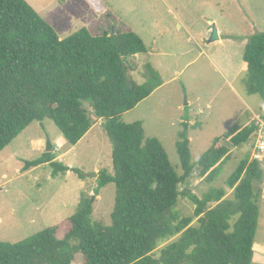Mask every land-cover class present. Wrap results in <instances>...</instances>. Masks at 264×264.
Masks as SVG:
<instances>
[{
    "label": "trees",
    "instance_id": "1",
    "mask_svg": "<svg viewBox=\"0 0 264 264\" xmlns=\"http://www.w3.org/2000/svg\"><path fill=\"white\" fill-rule=\"evenodd\" d=\"M88 1L96 12L105 11L101 0ZM146 53L131 30L98 36L84 28L61 40L26 0H0V154L34 122L52 120L76 146L102 120L113 145L114 175L101 170L95 193L111 183L117 187L112 225L96 222L93 204L83 199L61 224L18 243L0 241V264H73L78 256L82 264H253L263 171L252 155L226 181L231 197L224 187H211L202 197L180 187L196 168L213 183L231 155L224 141L233 148L251 143L255 123L232 128L193 163V128L183 121L180 175L162 143L146 137L142 122L121 121L161 86L151 64L143 85L130 78L128 60ZM243 69L247 94L264 100V32L249 37ZM56 161L44 153L27 161L25 170L50 164L53 177L74 172L86 178ZM182 195L195 207L191 216L178 210Z\"/></svg>",
    "mask_w": 264,
    "mask_h": 264
},
{
    "label": "rangeland",
    "instance_id": "2",
    "mask_svg": "<svg viewBox=\"0 0 264 264\" xmlns=\"http://www.w3.org/2000/svg\"><path fill=\"white\" fill-rule=\"evenodd\" d=\"M101 1L105 13L96 12L87 0H65L42 16L61 40L84 28L98 36L131 30L143 39L149 56L128 61L130 78L143 85L147 81L146 66L151 64L162 86L121 121L142 122L146 137L162 143L177 173L183 174L177 151L183 121L193 128L189 138L192 161L197 163L215 139L232 128L241 129L258 117L264 118V100L247 94L243 69L249 37L264 32V0ZM214 28L223 34L222 43L210 41ZM85 108L91 111L89 103ZM61 138L52 120L34 122L0 154L1 242L18 243L61 224L75 215L86 198L93 204V219L112 225L116 185L111 183L99 195L95 193L101 170L114 175L113 145L102 122L98 120L76 146L67 142L62 146ZM48 140L54 144L51 153L55 161L80 169L84 180L74 172L53 177L50 164L25 170L27 161L46 153ZM224 144L230 147L231 155L217 179L206 182L196 168L190 181L181 185V192L191 191L202 197L211 187L227 188L226 181L240 162L252 155V143L239 148L226 141ZM227 194L232 196L228 188ZM260 202L264 203V197ZM194 209L182 195L179 212L191 216ZM69 227L65 225L58 237L64 238ZM73 264H82L81 256Z\"/></svg>",
    "mask_w": 264,
    "mask_h": 264
},
{
    "label": "crops",
    "instance_id": "3",
    "mask_svg": "<svg viewBox=\"0 0 264 264\" xmlns=\"http://www.w3.org/2000/svg\"><path fill=\"white\" fill-rule=\"evenodd\" d=\"M37 12L38 14L47 22L49 23V21L44 17L42 16V13L43 12H47L52 6H54V4L56 3H60V2H63L65 0H26ZM88 1V0H87ZM89 3V1H88ZM90 4V3H89ZM91 5V4H90ZM106 12V9L104 12L102 13H105ZM50 24V23H49ZM51 25V24H50ZM53 27V26H52ZM54 28V27H53ZM219 31V35H220V40L218 41V43H222L223 42V34L221 33L220 30ZM225 37V36H224ZM61 39V38H60ZM228 39V38H227ZM138 56H143L145 58H148V50H147V53L144 54V55H138ZM138 56H135V57H138ZM133 58V57H132ZM131 59V58H130ZM129 59V60H130ZM128 60V61H129ZM162 86V85H161ZM160 86V87H161ZM159 87V88H160ZM158 88V89H159ZM157 89V90H158ZM156 90V91H157ZM100 122H102L103 124V121L102 120H99ZM98 124V121L97 123ZM94 128V127H93ZM92 128V129H93ZM92 131V130H91ZM90 131V132H91ZM89 132V133H90ZM88 133V134H89ZM41 142V141H39ZM59 142L61 144H63L62 146H64V144H66V141L64 139H59ZM54 145V144H53ZM262 208H264V203L261 205V202H260V216H259V227H258V231H257V235H256V238H255V242H254V245H253V251H254V254H253V264H264V212H262Z\"/></svg>",
    "mask_w": 264,
    "mask_h": 264
},
{
    "label": "built area",
    "instance_id": "4",
    "mask_svg": "<svg viewBox=\"0 0 264 264\" xmlns=\"http://www.w3.org/2000/svg\"><path fill=\"white\" fill-rule=\"evenodd\" d=\"M256 129L252 136V161L260 164L263 177H262V191L261 195L264 197V118L258 117L254 120ZM58 150V149H57Z\"/></svg>",
    "mask_w": 264,
    "mask_h": 264
},
{
    "label": "water",
    "instance_id": "5",
    "mask_svg": "<svg viewBox=\"0 0 264 264\" xmlns=\"http://www.w3.org/2000/svg\"><path fill=\"white\" fill-rule=\"evenodd\" d=\"M219 40H220L219 31L217 30V28H214L210 41L216 42ZM53 150H54V145L52 144V142L50 140H48V142L46 144V153H51Z\"/></svg>",
    "mask_w": 264,
    "mask_h": 264
}]
</instances>
